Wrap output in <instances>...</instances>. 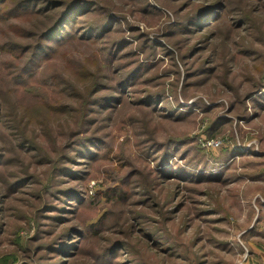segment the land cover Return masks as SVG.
Masks as SVG:
<instances>
[{"label": "rangeland", "instance_id": "1", "mask_svg": "<svg viewBox=\"0 0 264 264\" xmlns=\"http://www.w3.org/2000/svg\"><path fill=\"white\" fill-rule=\"evenodd\" d=\"M104 2L114 16L112 25L119 26L111 34L117 31L114 38L126 36L130 42L117 57L109 55L108 34L97 43L68 40L57 51L48 69L55 65L67 73V66L85 65L81 73L87 82H74L72 92L54 94L60 104L53 112L47 111L48 96L34 117L18 104L7 125L17 124L20 117L29 135L37 130L43 148L53 154L35 157L38 162H13L3 176L16 169L36 172L37 181L46 178L50 157L57 159L55 149H65L81 120L73 116L75 108L82 113L83 100L93 98L88 95L93 85L108 83L97 95H115L122 88L123 70L144 66L123 89L115 109L108 110V104L87 114L95 121L90 131L98 134L99 146L89 144L94 159L83 165L92 178L82 187L85 203L70 206L72 218L62 221L51 212L36 211L40 189H31L33 182L0 208V264L59 262L70 248L58 253L47 248L63 242L76 251L67 264H84L108 240L124 248L111 251L100 264H264V0H228L226 20L216 30L209 22L190 26L193 10L205 0ZM103 15L98 12L95 22L103 25ZM219 17L213 19L225 14ZM44 23L33 17L0 29V103L8 114L24 102L25 90L13 78L27 56H20L16 45L33 41L28 31ZM49 42L55 48L60 44L55 38ZM6 43L11 50L3 49ZM46 79L47 74L39 75L36 90L43 93ZM32 96L25 95L28 100ZM149 96L162 101L152 102ZM11 140L5 134L2 142ZM165 152L170 162L203 173L202 180L165 175L166 165L159 162ZM97 189L116 192L106 202ZM55 201L52 197L50 205ZM102 213L98 236L86 229Z\"/></svg>", "mask_w": 264, "mask_h": 264}, {"label": "trees", "instance_id": "2", "mask_svg": "<svg viewBox=\"0 0 264 264\" xmlns=\"http://www.w3.org/2000/svg\"><path fill=\"white\" fill-rule=\"evenodd\" d=\"M205 1L207 2L202 5L201 9L193 10L190 26L199 28L203 23L209 22L208 25L210 29L216 30L226 20L228 0ZM106 6L104 0H0V29L4 25L13 27L18 21L28 18L38 17L39 19L45 20L42 27L37 30L28 31L27 35L32 37L33 41L24 44L18 43V45H16V49L19 51L18 54L20 56L23 54L27 56L25 64L17 70L13 78L15 83L25 90L24 102L16 103L11 108L10 114L3 110L2 104L0 103V208L4 209L7 206L9 197L14 196V193H19L18 190H21V186L28 185V182H33L31 189L37 190V188H39L41 192L37 190L40 194L39 198L41 204L37 206L36 211L41 210L42 212H46L45 214H50L48 212H51V214L62 219V221L72 218L70 211L73 208L70 206H79L85 203V190L82 189V187L88 185L86 183L92 178V171L85 169L83 162L87 160V158L94 159V150L90 148L89 144L92 143L96 147L99 146V139L96 138L98 134H94L90 131L91 123H95V121L92 117L88 118L87 114L89 111H98L100 107L108 108V104H111L108 110L115 109V107L120 104L119 102L122 101L121 96H123V89L134 83L136 76L144 65L140 64L138 65L139 67L135 69L132 67L128 68L126 72L122 69L124 72V75L121 77V80H123L122 88L120 87L119 92L115 95H97L109 85L108 83L97 81L93 85L88 94L93 98L91 99L89 97V101L83 100L82 113L79 107L75 108L73 116L81 118V120L78 122L76 128L73 130L70 129L71 133H69V137L65 142V149L61 152L55 149L57 159L50 157V170L49 174H46V178L37 181L36 172L33 174H29L27 171L17 173L16 169H14V173L10 174V176H3L8 165H11L13 162L19 164L23 163L26 159L35 162L34 159H36L35 157L37 156L42 157L43 154H48L47 152L53 154L50 149L43 148V140L41 138L39 139L37 136L35 132L37 130H33V133L29 135L30 131L22 125L20 117L16 116L18 121L17 124L10 125L8 123L7 125V122L8 120L9 122L12 120V114L15 113L18 104L23 111H27L30 116L34 117L36 108H39V104L46 96L49 97L47 111L53 112L54 106H59L60 104V101L55 98L54 94L72 92L74 90L73 84L76 83L79 85L87 82L86 75L81 73V71L85 69V65L80 67L78 65L76 67L67 66V73L54 69L55 65L50 70L48 69V65L51 64L56 57L57 51L67 45L68 40H75L81 43H97L108 34L109 37L107 42L110 49L109 55L111 57L116 55L115 57H117V53L123 54L122 48L130 41L126 36L121 37V40L120 38L113 37L117 31L113 34L111 33L118 30L119 26L112 25L114 16L110 15L111 8ZM100 11H103L104 14L103 20H101L103 25L98 24L94 20L96 14ZM216 14L218 17L220 14H225V17L219 20L213 19ZM48 21L49 23L47 24ZM205 26H207V24L203 25V27ZM52 38H55V41L60 43L56 48L53 47L55 44L52 45L49 42ZM6 44L8 45V43ZM7 45L4 46L3 49L11 50L10 45ZM117 61L118 66L119 62H121L120 58H118ZM43 62L44 64L40 67ZM42 74H47V79L43 81L45 84L43 93L40 92V90H36L37 87L34 86V83H37L35 81L38 79L39 75ZM49 79L54 84L46 82ZM78 80H80V83H78ZM15 90H17V88L11 92L13 93ZM22 94L23 93L20 91L19 94L15 96L19 98ZM26 94L33 95L31 100L25 97ZM98 96L100 99H95ZM149 100L152 102H161L162 98L161 96H149ZM152 102H150V104ZM78 112H80L79 117ZM68 114L72 115L71 110L68 111ZM68 121H70L69 117ZM71 125L72 124L69 125L70 128H72ZM4 128L8 132L5 133ZM5 134L12 137L9 144H4L2 142ZM51 140L53 142H59L54 135H52ZM60 140L64 142L63 139ZM166 152L159 157L160 164L166 165L162 169L165 175L182 177L189 182H199L202 180L204 177L203 173L198 174L193 168L186 169L181 167V164L177 165L175 161L170 162V157ZM36 160L38 162L39 159ZM150 174H152V172H150ZM36 183L39 185L36 186ZM45 191L46 193L49 192L51 196L48 193L47 196L44 195ZM97 191L101 195V199L110 202V196H112V192L115 191V189H97ZM52 197H55L56 201L51 206L50 200ZM57 202L59 204L55 205ZM101 215H103V217H101ZM101 215L95 220L90 221L86 230L100 236L106 213H102ZM70 228L77 230L76 226H71ZM1 230L0 226V232ZM75 234L76 231L71 233V235ZM147 235L150 239L151 235L148 233ZM116 245V242L113 243L111 240H108L107 244L103 246V250L101 249L98 251L99 253L94 255V258L88 262L85 261L86 263L84 264H100L111 251L124 248L121 245ZM69 246L70 243L63 242L59 244L58 247H48L47 250L53 253H58V250L61 249L70 248L64 251L65 253L62 254V257H59V262L50 261L48 264H67L71 253L75 254L76 252L73 251L74 249L72 246ZM168 246L174 248L170 243ZM111 259L113 260L114 257Z\"/></svg>", "mask_w": 264, "mask_h": 264}]
</instances>
